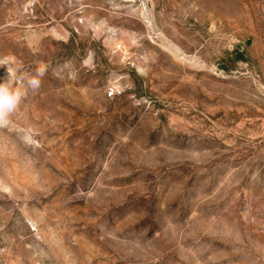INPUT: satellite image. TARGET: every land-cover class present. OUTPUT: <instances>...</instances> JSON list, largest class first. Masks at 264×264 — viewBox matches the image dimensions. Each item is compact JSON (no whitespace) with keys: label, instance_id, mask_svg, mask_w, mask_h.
<instances>
[{"label":"rangeland","instance_id":"obj_1","mask_svg":"<svg viewBox=\"0 0 264 264\" xmlns=\"http://www.w3.org/2000/svg\"><path fill=\"white\" fill-rule=\"evenodd\" d=\"M0 60V264H264V0H0Z\"/></svg>","mask_w":264,"mask_h":264},{"label":"clouds","instance_id":"obj_2","mask_svg":"<svg viewBox=\"0 0 264 264\" xmlns=\"http://www.w3.org/2000/svg\"><path fill=\"white\" fill-rule=\"evenodd\" d=\"M0 66H7V76L0 82V127H4L18 111L28 91L38 88L39 82L25 74L18 75L5 60H0Z\"/></svg>","mask_w":264,"mask_h":264}]
</instances>
